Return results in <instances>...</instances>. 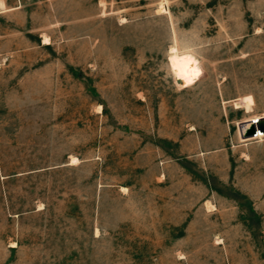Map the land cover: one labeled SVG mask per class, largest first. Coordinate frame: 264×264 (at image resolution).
I'll use <instances>...</instances> for the list:
<instances>
[{
    "label": "rangeland",
    "instance_id": "obj_1",
    "mask_svg": "<svg viewBox=\"0 0 264 264\" xmlns=\"http://www.w3.org/2000/svg\"><path fill=\"white\" fill-rule=\"evenodd\" d=\"M264 0H0V264H264Z\"/></svg>",
    "mask_w": 264,
    "mask_h": 264
},
{
    "label": "water",
    "instance_id": "obj_2",
    "mask_svg": "<svg viewBox=\"0 0 264 264\" xmlns=\"http://www.w3.org/2000/svg\"><path fill=\"white\" fill-rule=\"evenodd\" d=\"M237 129L241 139L255 137L259 133L264 134V115L239 121Z\"/></svg>",
    "mask_w": 264,
    "mask_h": 264
}]
</instances>
